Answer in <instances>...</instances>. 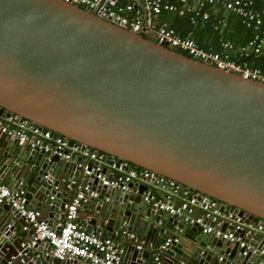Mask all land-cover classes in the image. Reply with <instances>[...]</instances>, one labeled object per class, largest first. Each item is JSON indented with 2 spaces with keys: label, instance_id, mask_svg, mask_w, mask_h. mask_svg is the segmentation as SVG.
<instances>
[{
  "label": "water",
  "instance_id": "obj_1",
  "mask_svg": "<svg viewBox=\"0 0 264 264\" xmlns=\"http://www.w3.org/2000/svg\"><path fill=\"white\" fill-rule=\"evenodd\" d=\"M0 114L26 118L69 144L87 146L106 163L115 158L128 168L164 175L218 201L221 210L264 226V82L192 58L92 8L65 0H0ZM3 141L1 171L25 190L28 206L32 202L48 216L63 210L68 200L63 197L72 194L65 173L79 175V158L62 163L52 150L0 133ZM24 142L26 157L13 150L7 156L11 146ZM93 184L102 205L90 200L82 207L95 206L98 213L90 224L122 247L124 262L156 264L154 255L159 264L260 260L251 249L264 248L263 229L239 233L251 245L244 255L237 242L218 237L232 248L230 255L199 237L193 248L188 240L160 248L168 236L165 227L175 219L169 216L165 227L156 229L145 219L155 215L158 223L165 212L141 202L139 195L135 200L123 193L113 199L123 209L112 222L111 208L102 202L104 187L97 180ZM22 225L16 209L0 205V264L20 262L24 252L27 264H83L77 258L60 261L46 242L30 245L31 230L13 234ZM36 251L41 257L29 259Z\"/></svg>",
  "mask_w": 264,
  "mask_h": 264
},
{
  "label": "built area",
  "instance_id": "obj_2",
  "mask_svg": "<svg viewBox=\"0 0 264 264\" xmlns=\"http://www.w3.org/2000/svg\"><path fill=\"white\" fill-rule=\"evenodd\" d=\"M83 8H92L99 16L116 20L120 25L139 32L145 37L165 43L171 48H178L188 56L207 62L217 67L227 68L241 76L264 82V71L256 66L247 64V58L261 52L264 47V8L256 10L253 0H193L194 8L200 9L205 4L220 3L227 10L240 15L246 26H254L261 31L256 33L245 45L235 47L228 40H220V50H206L199 47L190 36L182 37L166 23L160 22L158 16L163 9L176 10L174 3L163 0H125L123 6L112 8L117 0H65ZM264 1V0H263ZM186 4L187 0H180ZM186 6V5H185ZM187 7L178 9L182 14ZM208 12L202 13L206 19ZM0 133L18 140H24L30 146L52 150L63 161H75L80 168L78 176L67 179V186H72V194L64 204L61 222L51 226L42 216L39 209L29 207L25 197V190L21 187H11L0 181V205L8 204L16 209L23 217L22 230H31V244L36 241L46 242L49 251L60 261L74 258L80 259L83 264H129L122 259V247L109 235H102L96 229L87 228L79 219L80 208L90 200L98 199L99 192L93 181H100L104 187V202H110L113 192L128 193L131 196L139 195L144 203L154 210L160 209L176 220L171 233L160 244L165 248L171 242H180V233L184 225H197L205 234H211L225 241L238 243L244 247L242 255L247 253L250 244H245L239 233L255 234L264 230V226L253 222H245L231 210H221L219 202L211 197L200 194L187 187H180L175 180L164 175L154 173L149 169L138 166L128 168L127 162H117L115 158L106 163L101 155L77 142L69 144L63 136H54L50 130L43 131L41 127L28 121L26 118H16L12 115L0 114ZM140 186H145L141 191ZM120 201V200H119ZM132 199L128 200L131 203ZM174 202L177 204L173 206ZM135 237L134 233L129 234ZM138 243L137 247L141 248ZM252 253L261 257L257 264L264 261V248L258 250L252 247ZM227 251L224 255H230ZM27 253L21 254L20 262L26 263ZM40 257V253L36 254ZM222 256L219 257L221 259ZM153 261L159 264L158 257ZM69 264V263H67Z\"/></svg>",
  "mask_w": 264,
  "mask_h": 264
},
{
  "label": "trees",
  "instance_id": "obj_3",
  "mask_svg": "<svg viewBox=\"0 0 264 264\" xmlns=\"http://www.w3.org/2000/svg\"><path fill=\"white\" fill-rule=\"evenodd\" d=\"M163 2L174 3L177 6L176 10L163 9L159 14L166 25L182 37L190 35L199 47L206 50H220V40H228L235 47L245 45L249 39L261 31V28L246 26L240 15L227 10L220 3L205 4L197 9L194 8L193 0H187L186 4L180 0H163ZM252 6L256 10H262L264 1L253 0ZM181 7L189 9L185 8L184 12L179 14L178 9ZM204 11L208 12L206 19L202 18ZM182 53L187 55L186 52ZM260 60H263V47L261 52L247 58V64L260 68Z\"/></svg>",
  "mask_w": 264,
  "mask_h": 264
},
{
  "label": "crops",
  "instance_id": "obj_4",
  "mask_svg": "<svg viewBox=\"0 0 264 264\" xmlns=\"http://www.w3.org/2000/svg\"><path fill=\"white\" fill-rule=\"evenodd\" d=\"M124 3H125V0H117L114 4H112V8L113 9H116L118 6H123ZM158 20L160 22L166 23L159 16H158ZM209 39L211 40V38H209ZM259 63L261 65L260 68H262L263 71H264V47H263V60H260ZM6 144H7L6 141H3L2 143H0V146H1L0 147V153L5 150ZM24 147H25V142L23 144L15 143L13 146H11L9 148L8 153H7V156H10V153L9 152H12V150H13L14 153L16 155L21 156V158L22 157H26V154L23 152L24 151ZM21 158H19V157L16 156V159L15 160H21ZM77 158H78V156H74V159H77ZM8 159L10 161L13 160L12 157H8ZM69 162H71V161H63L62 160V163H67L68 164ZM1 170H2V168H0V181L3 182V183H5V184H7V185H9V186H11V187H16L17 181L13 178V176L10 173H6L5 175H3V171H1ZM54 172H55V170L53 171V173ZM70 174H72V171H71V173H65L67 179L70 178ZM139 189L141 191H144L146 188H145V186H140ZM115 196L120 197V196H122V194L120 192H118V191H114L113 192V198H112V200L110 202H106V203H108V206L106 208L107 209L111 208L110 211H111V214L113 216L110 217V220H112V222H113V220L118 219L117 218L118 217V213L117 212H119L120 209H123V207L121 205V202L119 201L118 198L116 199V201L118 202V204L113 203V199H114ZM69 197H70V195H68L67 197H63V198H65V200H67V199H69ZM136 198H137V195L135 196L134 199L136 200ZM140 200H141V202H143L141 198H140ZM102 202L105 203L103 200H102ZM29 204H30L31 207L39 209L41 211V213H42V216L45 219H47L48 223L51 226H55V225H57V223L61 222L62 217H63V215H62L63 214V210L58 209L57 211L51 212L50 216H48L47 215V212L44 209H42L41 207L32 204V202H30ZM95 204L102 205V204H100V200L99 199H96L95 200ZM135 206L137 207V205H135ZM143 210H146V207L145 206H143ZM97 213H98V211L95 209V206H90L88 208V210H84L83 207H81L80 210H79V219L84 223V225L87 228L96 229V227H94L90 223H91L92 217H94V215H96ZM168 218H169V215L168 214L162 213V216H161V218H160V220H159L158 223H156V221H155V215L148 216V218L145 219V221L148 224H154V226H155L156 229H160L161 227H165L164 225L168 221ZM136 219H137V217H136ZM173 225H174V223H172L171 227H169V228L168 227L167 228L165 227V233L166 234L171 233ZM22 231H23L22 228L19 226L18 229H15L13 231V234H15V233H21ZM142 233H143V230H142ZM100 234H102V235H108L106 233V231H104V230L100 231ZM149 237L150 238H153L154 237L153 231L149 233ZM198 237H199V239H201V241L203 243L210 242V244L214 248H216V249L219 248L220 252H222V253L226 252L229 248H230V250H232V248L229 247V246H227L224 242H221L219 240H216V237L215 236H213L211 234L202 233L198 228H196L194 230L193 229V225H187V224L183 226V230L180 233V242H182L183 240H188V241H190L189 247H192L193 248L194 246H196L200 242L198 240ZM15 241H17V239ZM139 243L142 244L143 243V240L140 239L139 240ZM37 253H40V257H41L42 252L41 251H36L35 253H32L31 252V255L29 256V259H31V258L32 259H37V257H36V254ZM2 259H3V256H0V262H1ZM260 259H261V257H260ZM10 264H22V263H20V262L17 261V262H11ZM24 264H27V263H24ZM69 264H74V263L71 262Z\"/></svg>",
  "mask_w": 264,
  "mask_h": 264
}]
</instances>
